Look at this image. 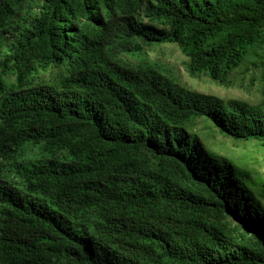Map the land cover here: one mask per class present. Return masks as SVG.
I'll return each instance as SVG.
<instances>
[{
    "label": "trees",
    "instance_id": "trees-1",
    "mask_svg": "<svg viewBox=\"0 0 264 264\" xmlns=\"http://www.w3.org/2000/svg\"><path fill=\"white\" fill-rule=\"evenodd\" d=\"M135 38L264 85V0H0V264H264V204L190 129L264 146L263 105L177 85Z\"/></svg>",
    "mask_w": 264,
    "mask_h": 264
},
{
    "label": "rangeland",
    "instance_id": "rangeland-1",
    "mask_svg": "<svg viewBox=\"0 0 264 264\" xmlns=\"http://www.w3.org/2000/svg\"><path fill=\"white\" fill-rule=\"evenodd\" d=\"M149 63L158 67L164 75L177 85L201 94L215 96L221 100L237 99L251 105L264 107V85L256 62L251 59L242 64L231 76L230 86L217 85L206 75L191 76L186 69L188 58L174 43H146L141 39L133 40ZM117 60L129 65L141 63L136 53L120 54ZM190 129L200 140L220 156L235 164L245 176V182L264 204V146L255 139L238 141L221 134L206 119H195Z\"/></svg>",
    "mask_w": 264,
    "mask_h": 264
}]
</instances>
